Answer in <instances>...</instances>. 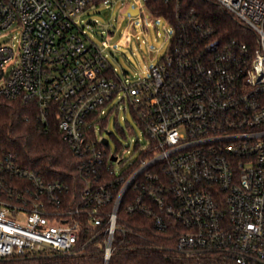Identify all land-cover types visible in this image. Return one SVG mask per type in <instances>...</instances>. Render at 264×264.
<instances>
[{
  "label": "built area",
  "instance_id": "1",
  "mask_svg": "<svg viewBox=\"0 0 264 264\" xmlns=\"http://www.w3.org/2000/svg\"><path fill=\"white\" fill-rule=\"evenodd\" d=\"M213 1L249 43L192 14L166 20L167 53L127 85L78 26L89 0H0V98L54 115L84 183L68 197L67 184L0 151V259L77 256L98 242L108 264L122 216H135L180 256L264 264V0ZM121 91L145 144L117 173L94 124Z\"/></svg>",
  "mask_w": 264,
  "mask_h": 264
},
{
  "label": "trees",
  "instance_id": "2",
  "mask_svg": "<svg viewBox=\"0 0 264 264\" xmlns=\"http://www.w3.org/2000/svg\"><path fill=\"white\" fill-rule=\"evenodd\" d=\"M91 2L89 0L88 4ZM153 16L176 22L187 14L213 29L214 36L249 43L251 35L213 0H183L180 5L146 0ZM0 151L16 154L22 167L37 171L47 181L67 184L68 197L78 196L84 185L77 173L78 159L61 140L54 115L46 122L38 118L33 106L0 98ZM125 234L116 233L117 246L108 264H232L219 255L183 257L176 253L169 233H157L151 223L135 216H122ZM98 242L77 256L39 250L23 256L0 259V264H103Z\"/></svg>",
  "mask_w": 264,
  "mask_h": 264
},
{
  "label": "rangeland",
  "instance_id": "3",
  "mask_svg": "<svg viewBox=\"0 0 264 264\" xmlns=\"http://www.w3.org/2000/svg\"><path fill=\"white\" fill-rule=\"evenodd\" d=\"M130 3L140 11L138 15H124ZM77 23L85 41L99 49L115 76L127 85L148 78L149 70L170 47L171 26L164 18L153 16L143 1L91 0ZM122 97L123 91L104 108L101 121L94 124L97 138H106L108 152L122 160L121 165L114 164L117 173L138 158L140 145L145 144L142 129L127 99L120 100Z\"/></svg>",
  "mask_w": 264,
  "mask_h": 264
},
{
  "label": "water",
  "instance_id": "4",
  "mask_svg": "<svg viewBox=\"0 0 264 264\" xmlns=\"http://www.w3.org/2000/svg\"><path fill=\"white\" fill-rule=\"evenodd\" d=\"M138 9H135V8H132V5L131 3L129 4L128 8L126 9L124 15H131V16H136L138 15ZM107 135H110V133L106 132ZM102 142L104 143V145H108V140L106 138H103L102 139ZM110 160L112 162H115L116 161V158L115 157H111Z\"/></svg>",
  "mask_w": 264,
  "mask_h": 264
}]
</instances>
